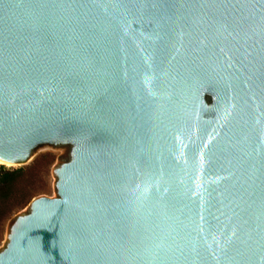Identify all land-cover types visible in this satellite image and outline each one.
Masks as SVG:
<instances>
[{"label":"water","instance_id":"obj_1","mask_svg":"<svg viewBox=\"0 0 264 264\" xmlns=\"http://www.w3.org/2000/svg\"><path fill=\"white\" fill-rule=\"evenodd\" d=\"M37 150L0 264H264V0H0V165Z\"/></svg>","mask_w":264,"mask_h":264},{"label":"rangeland","instance_id":"obj_2","mask_svg":"<svg viewBox=\"0 0 264 264\" xmlns=\"http://www.w3.org/2000/svg\"><path fill=\"white\" fill-rule=\"evenodd\" d=\"M68 151L69 150H37L33 153L32 158L27 163L18 166L28 167L35 157L44 156L42 162H40L41 167L39 169H33L34 171H28L23 181H21L17 198L16 200H13L10 205L11 211L8 214V218L4 221L3 230L0 233V247H2L4 244L5 232L8 222L15 216V214L25 211L27 204L33 197L42 194L49 196L56 195L52 179V168L64 161L68 155ZM40 191H45V193H39ZM27 193H30V198L28 200H23V198H25V194Z\"/></svg>","mask_w":264,"mask_h":264},{"label":"trees","instance_id":"obj_3","mask_svg":"<svg viewBox=\"0 0 264 264\" xmlns=\"http://www.w3.org/2000/svg\"><path fill=\"white\" fill-rule=\"evenodd\" d=\"M43 158L44 156L35 157L28 167L11 168L0 165V233L3 230L4 221L8 218V214L11 211L10 205L17 198L21 181H23L28 171L41 167L40 162H42ZM39 193H45V191H40ZM29 198L30 193H27L23 200H28Z\"/></svg>","mask_w":264,"mask_h":264},{"label":"bare ground","instance_id":"obj_4","mask_svg":"<svg viewBox=\"0 0 264 264\" xmlns=\"http://www.w3.org/2000/svg\"><path fill=\"white\" fill-rule=\"evenodd\" d=\"M26 161H27V160H25L24 162H26ZM24 162H23V163H24ZM23 163H22V164H23Z\"/></svg>","mask_w":264,"mask_h":264}]
</instances>
